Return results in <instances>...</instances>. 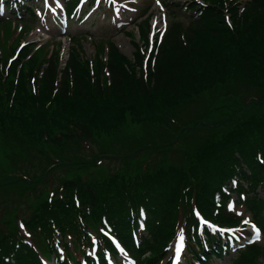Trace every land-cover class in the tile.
Returning <instances> with one entry per match:
<instances>
[{"label": "trees", "instance_id": "1", "mask_svg": "<svg viewBox=\"0 0 264 264\" xmlns=\"http://www.w3.org/2000/svg\"><path fill=\"white\" fill-rule=\"evenodd\" d=\"M64 1L69 13L78 2ZM202 1H170L168 14L176 17L177 6L187 22L170 21L152 50L136 44L132 58L111 40L94 59L74 46L65 66L59 50L50 53L45 45L25 46L11 62L18 46L0 56V148L14 160L51 162L44 181L58 167H69L58 189L19 220L23 228L5 221L0 264H44L47 258L55 264H107L109 253L120 256L104 231L136 264H172L168 253L183 231L185 261L207 264L226 256L224 238L207 223H241L243 216L228 207L231 193L264 229V0H248L242 12L241 0ZM0 2L10 7L9 0ZM29 3H18L21 14L12 16L34 17ZM144 23L140 39L147 47L149 18ZM221 89L229 91L226 99L248 101L228 118L204 110L195 121L185 119L191 103ZM130 127H155L172 138L159 147L139 146L143 142L134 138L128 147L138 148L136 153L176 147L183 161L171 153L154 167L95 177L104 157L119 155L107 148L82 161L63 157L70 148L117 138ZM205 127L201 143L182 145ZM127 150L120 156L130 160L136 153ZM11 177L33 183L22 173ZM260 252V245L247 246L231 264H261Z\"/></svg>", "mask_w": 264, "mask_h": 264}, {"label": "rangeland", "instance_id": "2", "mask_svg": "<svg viewBox=\"0 0 264 264\" xmlns=\"http://www.w3.org/2000/svg\"><path fill=\"white\" fill-rule=\"evenodd\" d=\"M30 1V4L37 5L39 10L37 8L33 10L35 16H29L25 21L20 20L23 17L15 18V16H10L11 12L2 17V4L0 5V56L3 59L9 56L11 46L19 47L23 44V48L29 45H45L50 53L54 50L53 48L59 50L62 66H65L69 53L74 46L79 44L83 54L89 59H94L97 49L101 45H105L108 40L113 41L122 53L132 58L136 44L144 49L139 29L146 30L144 22L147 18H149L150 26L148 33L151 32V47L155 45L156 39L162 37L164 29L167 24L169 25L170 21L179 19L187 22L186 16L181 14L177 6L172 7L176 17L168 14L170 7H167V5L173 0H159V2L157 0H88L86 4L78 9L74 19L69 18L68 20L65 19L62 2L57 0ZM89 1L90 5L87 4ZM174 1L182 5L187 3V0H182V2L180 0ZM247 1L241 0L240 12L244 10V5ZM164 7H166V10ZM82 9L85 11L83 13L86 14L82 18V21L78 22L77 19ZM227 23L230 25L231 21L228 22L227 20ZM22 48L19 47L17 53ZM227 94H229L227 89H221L218 94H203V97L187 107L185 119L190 122L195 121L204 110H208L209 114L207 113V116H214L216 119L224 118L225 116L228 118L232 112L240 109L248 101L247 97L243 100L241 99L242 101H231L224 97ZM217 96L222 97V100L215 103ZM205 121L208 122L206 117ZM204 129L206 127L199 131H193L182 145L187 149H192V147L201 143L202 137L209 132L208 130L203 131ZM211 132L215 131L212 130ZM134 138L143 142L139 146L151 143L152 145H157L155 147L169 143L172 140L167 133L155 127H130L117 138L109 139L105 142L100 140L92 141L89 146L81 144L74 149L70 148L64 151L62 154L64 158L68 157V159H71L73 156L72 160L82 161L83 158L92 157L108 148L109 151L111 150V152L119 155L117 158L104 157L101 163L99 162L101 165L93 172L95 177H106L121 169L136 171L141 167L143 168V166L152 165L154 167L155 164L160 165V163L165 162V158L171 153L175 161H183V155L176 152V147L167 148L165 151L159 152V154H155L150 150H142L136 153L138 148L136 150L133 147H128L130 143H133L132 140ZM127 148L132 153H136L130 160L120 156L128 154ZM40 159L26 157L21 160H14L10 153L0 148V225L2 224L0 231L3 227L5 228V221L7 220H9L10 225L15 224L19 226V220L26 218L38 201L51 196L58 189L62 176L68 173L69 167L61 166L44 181V176L47 173L46 168L51 166V162L46 160L45 162L44 158ZM18 172L22 173L33 183L14 182L15 180L11 176L19 174ZM261 195L263 196V194ZM233 198L235 199V197ZM248 215L251 216V214ZM246 218L249 219L248 216ZM233 230H229V232L232 234L235 232L236 236L240 238L236 240L237 243L234 245V251L229 252L228 256L218 259L213 264H230L238 256L237 250L244 249L245 245L250 241L258 242V245L264 248V237L254 241L251 225L244 229L238 227ZM241 232L244 233L242 234ZM245 232H249L253 237H248V233ZM176 244L177 241H175V244L170 248L171 250L168 253L169 256H174V260ZM260 253L261 257L258 261L264 264V252ZM46 264H53V262L49 260ZM179 264H187L183 260L182 252Z\"/></svg>", "mask_w": 264, "mask_h": 264}, {"label": "snow or ice", "instance_id": "3", "mask_svg": "<svg viewBox=\"0 0 264 264\" xmlns=\"http://www.w3.org/2000/svg\"><path fill=\"white\" fill-rule=\"evenodd\" d=\"M157 2H159V0H157ZM205 223H207V222L205 221ZM244 223L248 224L249 221L245 220ZM23 227H24V225L21 224V228H23ZM209 227H213V226L209 225ZM252 228H253V233H254L253 239L259 240L261 238L260 230L257 229L254 224L252 225ZM250 242H252V241H250ZM183 248H184V235H183V231H181V233L178 235V241H177V244L175 247V260H174L173 264H179L180 256H181V252L183 251Z\"/></svg>", "mask_w": 264, "mask_h": 264}]
</instances>
